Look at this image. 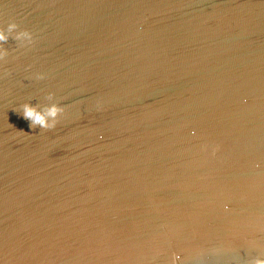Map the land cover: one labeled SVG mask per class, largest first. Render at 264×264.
Wrapping results in <instances>:
<instances>
[{
	"label": "water",
	"instance_id": "95a60500",
	"mask_svg": "<svg viewBox=\"0 0 264 264\" xmlns=\"http://www.w3.org/2000/svg\"><path fill=\"white\" fill-rule=\"evenodd\" d=\"M9 23L33 42L0 43V264L264 258V0H0Z\"/></svg>",
	"mask_w": 264,
	"mask_h": 264
},
{
	"label": "clouds",
	"instance_id": "9594fccd",
	"mask_svg": "<svg viewBox=\"0 0 264 264\" xmlns=\"http://www.w3.org/2000/svg\"><path fill=\"white\" fill-rule=\"evenodd\" d=\"M17 28L18 25L16 23H9L6 30L0 28V43H6L11 36L16 41H20L21 46L25 44L31 45L33 42L32 34L27 30L17 31ZM6 55L7 51L0 48V61L4 60ZM48 99H52L51 94H49ZM21 107L23 118L30 121L29 127L33 129L39 127V129L43 130L53 129L57 124L58 116L64 111L62 107H59L55 103L45 106L42 109L39 106H32L29 103H25ZM225 210H227V205H225ZM251 264H264V258L257 257Z\"/></svg>",
	"mask_w": 264,
	"mask_h": 264
}]
</instances>
